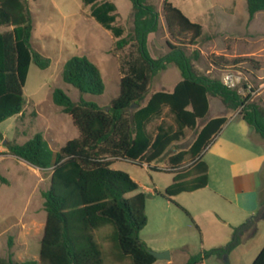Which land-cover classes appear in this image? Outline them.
<instances>
[{
	"label": "trees",
	"instance_id": "1",
	"mask_svg": "<svg viewBox=\"0 0 264 264\" xmlns=\"http://www.w3.org/2000/svg\"><path fill=\"white\" fill-rule=\"evenodd\" d=\"M131 2L134 29L124 36L125 29L115 25L117 7L113 2L83 0L84 6H90V16L118 39V48L130 44L137 47V56L122 67L119 93L109 108H102L83 96L104 94L105 83L97 65L85 55L72 56L64 63L62 77L81 93V98L75 103L65 91L56 88L52 100L70 116L78 137L68 140L58 150L51 149L41 133L23 144L7 145L11 155L49 170L51 178L49 189L42 193L46 219L39 260L19 262L10 253L7 260L0 258V264H105L95 232L107 226L113 228L114 247L122 257L131 264H154L157 259L140 238L148 223V194L138 191L137 182L125 171L114 169V163L119 159L129 160L161 171L152 164L184 137V129L194 130L198 120L207 116L210 95L231 110L243 106L240 116L264 139V110L256 106L245 109L246 98L238 90L229 88L220 79L199 75L192 58L180 46L169 44L166 55L152 58L148 35L158 30V13L146 0ZM246 7L252 20L257 13L264 12V0H246ZM163 12L174 40L190 34V44H197L203 34L200 23L192 21L169 0H164ZM33 31L27 0H0V123L22 112L31 65L44 70L51 65L48 57L32 48ZM198 58L196 54L194 59ZM169 64L176 68L181 80L171 92L157 91L147 98L153 74ZM164 108L172 113L178 129L169 132L160 126L152 136L147 126ZM226 121V117L209 120L187 151L169 159L174 181L158 195L173 202L178 194L207 186L208 167L201 161V155ZM187 157L193 162L195 178L192 180H187L188 171L179 170ZM0 182H9L1 171ZM132 193L135 194L129 196ZM253 228L254 223L235 228L234 237L226 246L192 256L185 264H200L211 256H223L239 244L241 232ZM252 264H264V246Z\"/></svg>",
	"mask_w": 264,
	"mask_h": 264
},
{
	"label": "rangeland",
	"instance_id": "2",
	"mask_svg": "<svg viewBox=\"0 0 264 264\" xmlns=\"http://www.w3.org/2000/svg\"><path fill=\"white\" fill-rule=\"evenodd\" d=\"M110 1L117 7L115 25L122 26L125 29L124 36H127L134 29L132 2ZM169 1L192 21L200 23L203 26V34L197 44H190V34L174 40L167 28L163 12L164 0H146V4L152 5L159 16L158 30L148 35L152 58L166 55L170 50L169 44L180 46L192 58L199 75L220 79L223 83L226 75H232L235 85L228 87L238 90L246 98L245 109L256 106L264 110V12L257 13L250 20L246 0ZM27 5L32 13L34 26L32 48L48 57L51 65L45 70L31 65L24 87L26 103L22 112L0 123V171L9 181L8 184L0 182V258L7 260L12 253L13 259L19 262L39 260L40 240L46 219L42 193L50 187L51 173L11 155L7 145L23 144L36 133H41L50 148L58 150L68 140L78 137V130L70 116L52 100L56 88L65 91L75 103L81 98V93L66 84L62 77L64 63L69 58L85 55L97 65L105 83L104 94L97 97L83 96L106 108L119 93L122 67L127 60L137 56L135 44L121 49L117 47L118 39L90 18L89 6L85 7L83 0H27ZM196 54L199 56L197 60L194 59ZM220 57L222 60L218 59ZM180 79V74L172 64L167 65L164 70L156 71L152 76L147 98L157 91H171ZM242 108L243 106L234 111L226 107L224 113H239ZM159 125L169 132L177 129V123L168 108H164L159 117L150 121L148 132L154 136ZM196 134V130H187L181 142L177 143V150L188 149ZM172 153L174 151L170 146L155 166L169 169V157ZM192 166L191 157H187L179 170L188 171L187 175H191L194 173ZM112 167L128 173L142 189H151L162 194L175 177L173 171H155L147 164L123 159L117 160ZM182 196L179 201L193 215L213 208L217 209L216 213L219 215L214 214L198 222L181 210L179 212L183 221L178 223L175 218L168 216L167 221L172 224L173 230L170 234L174 236L167 233V237L171 236L169 238L174 245L178 240L187 238L191 244L190 255L199 253L202 245L209 243L212 236V239L224 238L232 227V236L228 242L230 243L234 237V229L248 223H254V228L241 232L239 244L222 256V263L214 264H249L264 245V219L259 218L264 212V182L261 190V209L255 219L248 216L240 220L242 214L236 211L233 220L241 222L231 227L219 221V217L225 221L231 219L227 218L230 214L225 216L226 208L231 207L213 191L212 185L208 189L184 193ZM173 199L175 201L177 198ZM154 213L155 211H150L151 221L141 233V238L149 239L150 234L157 228ZM112 236L111 226L95 232L105 264H131L129 259L122 257L115 249ZM187 257L174 256L163 264H185ZM207 264L213 263L208 261Z\"/></svg>",
	"mask_w": 264,
	"mask_h": 264
},
{
	"label": "crops",
	"instance_id": "3",
	"mask_svg": "<svg viewBox=\"0 0 264 264\" xmlns=\"http://www.w3.org/2000/svg\"><path fill=\"white\" fill-rule=\"evenodd\" d=\"M90 18L94 19L91 16ZM94 21L96 20L94 19ZM96 23L98 22L96 21ZM3 30L4 29H1V31ZM177 83H175V85ZM175 85L173 86L172 90L174 89ZM208 99V114L204 119L198 120L197 127L194 129V131L196 130L198 133L209 120L214 118L226 117L227 121L221 127L220 131L213 138V141L208 145V147L203 151L201 155V161L205 162L208 167V184L203 189H208L212 185L213 191L223 201H225V203L230 205L231 209L226 208L225 216H227L228 213L230 214V217L227 218L231 219H227V221H225V219L223 220L221 217H219V221L225 226L231 227L236 226L238 223L241 222L233 220V214H235L236 211L242 214L240 217L241 220L248 216H256V214L261 209V190L264 182V139H262L260 135L256 133L253 127H251L246 121L242 119L238 112L224 113V111L226 110V106L222 103L221 100H219L217 97L211 96H208ZM212 100L214 101V104H212ZM159 127L160 125L157 128ZM187 130L191 129H184V133H186ZM181 140L171 145L174 153L171 154L169 159L171 157L176 156L182 151H187L190 148L191 145L186 150H177V143H180ZM164 154L162 155V157L164 156ZM155 163L152 164L153 167H156ZM156 168L158 170H164L160 167ZM164 171L170 172L172 171V168L170 167L169 169ZM193 178H195L194 173L191 174L187 180H192ZM138 191H143L148 194V198L146 201V213L148 216V223L140 232V235L150 224L151 210L152 213L153 211H155L154 217L156 223L158 224L157 228L152 232V234H150L149 239H144L140 237L141 240L151 250L157 252L169 251L170 259H172L174 256L185 255L188 256V260L190 257L202 253L206 250L224 247L230 241L232 236V227L231 230H228L230 232L227 233L224 238L212 239V236L211 238H209L211 242L209 241V243L203 244L199 253H191L190 255L189 252L191 244L187 238L178 240L175 245L171 243V239L169 237L174 236V234H170L171 232H173V230H171L172 224L167 221L168 216L175 218L177 220V223L181 222L183 221V218L179 211L182 210L192 220L199 222L200 220H205L209 216H214V214L216 216H219L216 213L217 209H206L204 212L200 211L193 215V213L190 211L189 213L187 211V207L179 201L180 198L183 197L182 195L184 193L175 196L177 199L175 201L173 199L172 202L158 195L162 193H159L158 191V193H156L151 189H142L140 185ZM150 194H154V196H151ZM230 212H232V214ZM166 229H168L167 232ZM200 232L204 233L203 230H200ZM167 233H169L171 236L167 237ZM205 234H207V232H205ZM263 246L261 247V249L263 248ZM259 252L257 253V255L259 254ZM257 255L253 257L249 264L253 263ZM221 258L222 256H211L208 259L203 260V262L200 264H207L208 261H211L213 264L214 262L222 263V261L220 260ZM164 261L166 260H157L154 264H163Z\"/></svg>",
	"mask_w": 264,
	"mask_h": 264
},
{
	"label": "water",
	"instance_id": "4",
	"mask_svg": "<svg viewBox=\"0 0 264 264\" xmlns=\"http://www.w3.org/2000/svg\"><path fill=\"white\" fill-rule=\"evenodd\" d=\"M136 107V106H135ZM109 108V107H108ZM107 108V109H108ZM260 219H264V212L259 216ZM151 255H153L157 260H169L170 259V252L164 251V252H157V251H150Z\"/></svg>",
	"mask_w": 264,
	"mask_h": 264
},
{
	"label": "built area",
	"instance_id": "5",
	"mask_svg": "<svg viewBox=\"0 0 264 264\" xmlns=\"http://www.w3.org/2000/svg\"><path fill=\"white\" fill-rule=\"evenodd\" d=\"M224 84H226V86H234L235 85V79H234V77L232 76V75H226L225 77H224Z\"/></svg>",
	"mask_w": 264,
	"mask_h": 264
}]
</instances>
